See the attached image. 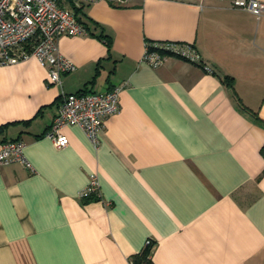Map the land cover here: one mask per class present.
<instances>
[{"label":"crops","instance_id":"0c3cea01","mask_svg":"<svg viewBox=\"0 0 264 264\" xmlns=\"http://www.w3.org/2000/svg\"><path fill=\"white\" fill-rule=\"evenodd\" d=\"M80 6L86 34L57 40L74 65L60 85L35 57L0 65V140H22L31 164H0V264H131L148 238L154 264H264V13ZM152 41L189 42L201 62L152 67ZM116 86L97 146L78 125L61 128L64 147L44 135L61 90ZM91 174L99 194L83 199Z\"/></svg>","mask_w":264,"mask_h":264},{"label":"built area","instance_id":"2783aa9c","mask_svg":"<svg viewBox=\"0 0 264 264\" xmlns=\"http://www.w3.org/2000/svg\"><path fill=\"white\" fill-rule=\"evenodd\" d=\"M96 0H74L92 2ZM120 5L127 0H107ZM198 2L200 0H189ZM231 6L244 9L259 16L264 13V1L230 0ZM86 34L85 27L77 20L70 8L57 0H0V65L15 64L29 57L46 67L49 80L61 84L60 75L71 71L74 65L61 55L57 40L61 35ZM168 56L183 58L193 63L201 62L195 47L189 42L152 41L147 42L142 60L156 67ZM120 87L105 91L64 92L61 90L57 112L45 131L57 148L68 144V138L61 132L65 125L80 126L91 143L97 146L99 134L105 119L119 107ZM24 142L19 139L0 140V164L17 161L28 168L31 164L24 155ZM99 183L91 174L87 185L80 191V197L88 199L99 194ZM151 240H145L149 245ZM132 264V261L130 260Z\"/></svg>","mask_w":264,"mask_h":264},{"label":"trees","instance_id":"16d2710c","mask_svg":"<svg viewBox=\"0 0 264 264\" xmlns=\"http://www.w3.org/2000/svg\"><path fill=\"white\" fill-rule=\"evenodd\" d=\"M57 2L60 5H64L70 8L77 17V20L86 28L85 24L83 23L79 15V12L81 11L80 4L82 2H79L78 4H76L74 0H57ZM103 38L106 37L104 36ZM106 41L108 42V40ZM82 91H87V90L81 89L77 92H82ZM151 253H152V241L149 245L143 246V248L138 253L130 256V260L132 261V264H154L151 258Z\"/></svg>","mask_w":264,"mask_h":264}]
</instances>
